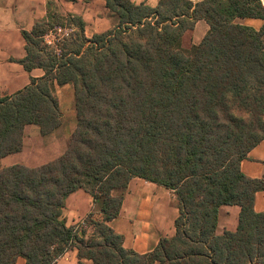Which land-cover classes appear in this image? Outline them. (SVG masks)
<instances>
[{
	"label": "trees",
	"instance_id": "1",
	"mask_svg": "<svg viewBox=\"0 0 264 264\" xmlns=\"http://www.w3.org/2000/svg\"><path fill=\"white\" fill-rule=\"evenodd\" d=\"M104 1L119 20L105 33L87 38L83 19L53 1L23 32L19 63L45 75L0 94V162L22 150L26 126L42 136L62 126L56 85H73L77 127L42 166L0 163V264H57L73 249L91 264H264V175L241 171L264 141V0ZM249 19L263 24L238 22ZM198 21L209 30L187 45ZM134 178L173 191L179 210L175 236L146 254L110 226ZM78 190L93 200L91 234L63 219ZM224 206L240 208L238 227L218 235Z\"/></svg>",
	"mask_w": 264,
	"mask_h": 264
},
{
	"label": "crops",
	"instance_id": "2",
	"mask_svg": "<svg viewBox=\"0 0 264 264\" xmlns=\"http://www.w3.org/2000/svg\"><path fill=\"white\" fill-rule=\"evenodd\" d=\"M63 16L75 15L83 19L85 34L91 38L118 26L119 20L106 7L104 0H54ZM135 4H146L152 8L160 0H132ZM196 1V0H193ZM48 0H0V94L12 96L24 89L31 79H40L45 75L42 69L31 72L19 63L26 56L23 32H30L37 21L47 17ZM245 21V20H243ZM195 25L194 40L198 44L208 32V25L201 27L202 35L196 39V33L202 26ZM257 26L256 20L245 21ZM242 23V22H241ZM199 41V42H198ZM55 95L59 101L63 124L51 135L42 136L35 125L24 129L23 148L16 154L1 160V167L25 165L42 166L64 154L68 142L77 127L75 93L71 84L56 85ZM241 171L252 179H261L264 175V141L254 148L248 158L241 162ZM93 200L84 190H78L66 200L63 219L68 227L81 223L90 213ZM255 211L264 212V191L255 197ZM240 208L224 206L220 210L217 234L235 232L238 227ZM179 215L175 193L152 182L140 178L130 181L119 217L110 223L112 229L123 236V246L139 254L152 252L162 238H172L176 234L175 220ZM16 264H26L19 258ZM57 264H91L80 261L77 250L68 251ZM159 264V263H156Z\"/></svg>",
	"mask_w": 264,
	"mask_h": 264
},
{
	"label": "rangeland",
	"instance_id": "3",
	"mask_svg": "<svg viewBox=\"0 0 264 264\" xmlns=\"http://www.w3.org/2000/svg\"><path fill=\"white\" fill-rule=\"evenodd\" d=\"M49 1H50V2H51V1L55 2L54 0H48V2H49ZM196 1H198V0H196ZM48 4H49V3H47V11H48ZM55 5L57 6L56 2H55ZM51 9L54 10L55 8H54V7H51ZM57 9H58V6H57ZM58 10H59V9H58ZM245 21H248V22H249L250 19H249V20H245ZM245 21H243V20H238L239 23L242 22V24H245V25H247V26L254 27L255 29H259V28L262 26V24H263V22H262L261 20H256V21H257V24H258L257 26H256V25L253 26V25L247 24ZM201 24H202V26H200V29H199L198 32L196 33V39H198V40H199V38H200L201 35H202V32H201V29H202V28H201V27H203V26H207V25H206V22H202ZM208 28H209V26H208ZM208 30H209V29H208ZM63 33H64V32H63ZM60 34H62V33H60ZM204 37H205V36H204ZM204 37H203V38H204ZM49 39H51L52 41H55L53 35H52ZM194 39H195V38H194V34H192V41H189V39H187V45H190L191 43H192V44H197V43L195 42ZM51 40H50V41H51ZM201 41H202V40H201ZM201 41H200V42H201ZM190 42H191V43H190ZM198 42H199V41H198ZM200 42H199V43H200ZM199 43H198V44H199ZM67 146H68V145H67ZM94 218H95V220H100V219H101V217H100L99 215H97V214L95 215ZM90 227H91V226H90ZM90 227H84V228H86L88 234H91V232H92Z\"/></svg>",
	"mask_w": 264,
	"mask_h": 264
},
{
	"label": "built area",
	"instance_id": "4",
	"mask_svg": "<svg viewBox=\"0 0 264 264\" xmlns=\"http://www.w3.org/2000/svg\"><path fill=\"white\" fill-rule=\"evenodd\" d=\"M79 224H81L82 227H85V222H84V221H82V222L79 223Z\"/></svg>",
	"mask_w": 264,
	"mask_h": 264
},
{
	"label": "water",
	"instance_id": "5",
	"mask_svg": "<svg viewBox=\"0 0 264 264\" xmlns=\"http://www.w3.org/2000/svg\"><path fill=\"white\" fill-rule=\"evenodd\" d=\"M199 1V0H198Z\"/></svg>",
	"mask_w": 264,
	"mask_h": 264
}]
</instances>
